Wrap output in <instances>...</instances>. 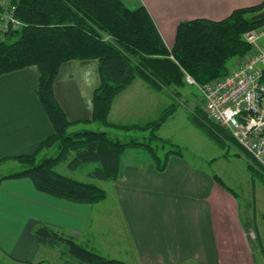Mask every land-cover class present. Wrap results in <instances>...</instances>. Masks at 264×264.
I'll return each instance as SVG.
<instances>
[{
	"label": "crops",
	"instance_id": "0c3cea01",
	"mask_svg": "<svg viewBox=\"0 0 264 264\" xmlns=\"http://www.w3.org/2000/svg\"><path fill=\"white\" fill-rule=\"evenodd\" d=\"M122 1L132 9L145 6L172 48L181 21L222 20L235 9L264 0ZM39 79L34 66L0 75V160L34 153L53 133L36 94ZM99 85L97 59L61 65L54 92L70 121L93 123V94ZM161 93L135 80L115 97L109 120L120 125L152 122ZM134 114L142 120L129 121ZM140 151H124L119 178L106 199L92 205L42 193L28 177L2 180L0 262L41 264L44 258L53 259L52 248L39 244L34 235L39 224H49L125 264H264L263 203L259 215L246 211L238 196L215 179L216 173L185 155L170 154L165 170L159 171L150 155ZM14 163L4 162L0 169H12Z\"/></svg>",
	"mask_w": 264,
	"mask_h": 264
},
{
	"label": "trees",
	"instance_id": "16d2710c",
	"mask_svg": "<svg viewBox=\"0 0 264 264\" xmlns=\"http://www.w3.org/2000/svg\"><path fill=\"white\" fill-rule=\"evenodd\" d=\"M260 4L235 9L227 18H197L181 21L174 45L168 48L153 17L145 6L127 7L122 0H20L15 12L21 22L0 37V75L37 67L40 71L36 94L53 125V133L34 153L0 160L13 161L22 169L0 175L6 178L28 177L35 188L47 195L77 204H95L107 197L104 188L92 180L115 181L121 173V159L129 147H144L155 167L164 171L170 154L160 152L169 141L158 135L171 117L173 105L146 125H120L109 120L115 97L137 79L155 91H169L178 96L190 75L200 85L230 74L228 63L252 51L244 34L264 27L257 14ZM99 61L100 85L93 94L91 122L118 130L149 131L147 141H122L107 130L76 129L84 123L70 121L57 101L55 79L63 63L70 60ZM192 123L223 149L227 143L241 145L232 134L196 108L189 114ZM52 152V154H49ZM248 167L261 174L247 154ZM68 161L72 171L95 164L87 172L89 180L60 173L57 166ZM257 164V162L254 160ZM19 166V167H20ZM264 176L263 174H261ZM215 179L230 192L233 189L217 175ZM42 246L59 250L64 264H125L107 258L72 235L49 224H39L34 231Z\"/></svg>",
	"mask_w": 264,
	"mask_h": 264
},
{
	"label": "rangeland",
	"instance_id": "374dc122",
	"mask_svg": "<svg viewBox=\"0 0 264 264\" xmlns=\"http://www.w3.org/2000/svg\"><path fill=\"white\" fill-rule=\"evenodd\" d=\"M260 44L264 45V36L261 38ZM245 56L242 58L235 57L231 59L228 63L230 73H232L241 64V62L245 59ZM179 92L180 94L178 96H174V94L171 95L172 93L169 94L168 92L163 91V93L160 94V104L156 110L151 113L152 119L157 120L168 108V104L170 107L173 105L172 108L174 111L172 112L171 117L158 131V135L163 139L168 140L170 144L166 145L160 154L164 155V153L169 149L180 150L182 154L191 159L195 165H202L208 170L219 175V177L225 181V184L233 189V194L238 196L239 202H241L244 210L247 211L248 208L250 209L248 211L255 210L258 215L261 214L259 207L261 203L264 204V176L261 174L264 175V168L253 158L257 164L253 162L254 160L252 161V164L257 167L256 169H259L261 173L254 174L248 167L249 159L246 153H249L246 152L242 146L241 147L243 149H241L238 145L229 142L227 143V147L223 149L192 123L189 117L190 111L200 108L205 112L204 100L201 90L198 87L186 83L184 87L179 89ZM128 119L129 121L137 122L142 120V117H137L134 114L129 115ZM153 121L154 120H152V122ZM80 127L94 130H107L112 136L119 137L125 142L132 140L143 142L147 141L149 136V131L147 130H114L100 126L97 123L88 124L87 122H84L80 124ZM133 149H142L140 152H144V150L146 151L144 147L128 148V150ZM49 154H52V152H49ZM19 166L20 165L18 163H14L12 169L9 167L0 169V175L10 173L11 171H19L22 169V167ZM93 167H95V164H92L80 171H72L69 167L68 161H64L57 166V170L64 175L87 181L89 178L86 174ZM92 181L104 188L107 194L111 191L113 181ZM256 207L257 210L255 209ZM49 252L50 251L46 250V253ZM50 253L54 255V258H44L45 261L41 260V264H64V261L59 256V250L51 249ZM0 264L5 263L0 262Z\"/></svg>",
	"mask_w": 264,
	"mask_h": 264
},
{
	"label": "built area",
	"instance_id": "2783aa9c",
	"mask_svg": "<svg viewBox=\"0 0 264 264\" xmlns=\"http://www.w3.org/2000/svg\"><path fill=\"white\" fill-rule=\"evenodd\" d=\"M20 0H0V37L21 22L16 18ZM264 27L247 31L250 54L229 75L200 85L190 75L187 82L201 90L206 115L227 129L264 168Z\"/></svg>",
	"mask_w": 264,
	"mask_h": 264
},
{
	"label": "water",
	"instance_id": "95a60500",
	"mask_svg": "<svg viewBox=\"0 0 264 264\" xmlns=\"http://www.w3.org/2000/svg\"><path fill=\"white\" fill-rule=\"evenodd\" d=\"M258 19H264V10L257 14Z\"/></svg>",
	"mask_w": 264,
	"mask_h": 264
}]
</instances>
